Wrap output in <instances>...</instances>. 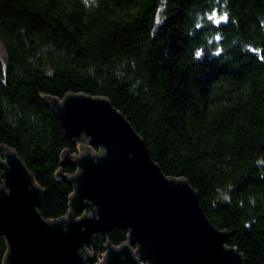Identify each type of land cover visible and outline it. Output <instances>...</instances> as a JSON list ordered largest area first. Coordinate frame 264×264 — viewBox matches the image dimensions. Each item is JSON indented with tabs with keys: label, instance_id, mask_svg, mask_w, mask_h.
<instances>
[{
	"label": "trees",
	"instance_id": "trees-1",
	"mask_svg": "<svg viewBox=\"0 0 264 264\" xmlns=\"http://www.w3.org/2000/svg\"><path fill=\"white\" fill-rule=\"evenodd\" d=\"M69 93L109 100L226 246L264 264V0H0V145L49 221L67 214L77 172L64 157L80 144L48 105ZM6 253L0 235V264Z\"/></svg>",
	"mask_w": 264,
	"mask_h": 264
},
{
	"label": "water",
	"instance_id": "water-1",
	"mask_svg": "<svg viewBox=\"0 0 264 264\" xmlns=\"http://www.w3.org/2000/svg\"><path fill=\"white\" fill-rule=\"evenodd\" d=\"M65 137L79 153L64 159L77 168L67 214L44 220L43 190L14 150L0 145V235L4 264H244L201 210L183 179L165 176L144 141L103 97L66 94L48 99ZM94 148L98 153L94 152ZM122 227L115 247L107 233Z\"/></svg>",
	"mask_w": 264,
	"mask_h": 264
},
{
	"label": "rangeland",
	"instance_id": "rangeland-1",
	"mask_svg": "<svg viewBox=\"0 0 264 264\" xmlns=\"http://www.w3.org/2000/svg\"><path fill=\"white\" fill-rule=\"evenodd\" d=\"M78 151H79V150H78ZM94 152L98 153L97 150L94 151ZM102 253H103V252L99 253L98 256L96 257L95 261L92 262L91 264H95V263L98 264L99 262H102V257H103L102 255L104 254V253H103V254H102ZM100 254H102V255H100Z\"/></svg>",
	"mask_w": 264,
	"mask_h": 264
},
{
	"label": "built area",
	"instance_id": "built-area-1",
	"mask_svg": "<svg viewBox=\"0 0 264 264\" xmlns=\"http://www.w3.org/2000/svg\"><path fill=\"white\" fill-rule=\"evenodd\" d=\"M101 252H103V253L105 254V250H104V249H101L99 253H101ZM99 253H98V254H99ZM103 253H102V254H103ZM102 254H100V255H102ZM102 258H103V257H102ZM95 264H96V263H95Z\"/></svg>",
	"mask_w": 264,
	"mask_h": 264
}]
</instances>
